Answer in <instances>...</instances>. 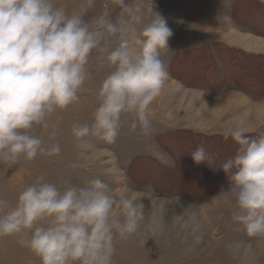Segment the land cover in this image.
Segmentation results:
<instances>
[{
    "label": "rangeland",
    "instance_id": "374dc122",
    "mask_svg": "<svg viewBox=\"0 0 264 264\" xmlns=\"http://www.w3.org/2000/svg\"><path fill=\"white\" fill-rule=\"evenodd\" d=\"M54 4L94 29L101 28L102 20L117 21L121 14L114 0ZM125 4L132 9L124 16L125 32L107 38L108 51L120 39L138 49L140 33L155 12L173 30L169 48L160 54L168 78L148 110L151 130L133 131L132 117L125 115L113 143L93 134L81 138L73 134L74 125L93 123L102 82L114 71L108 52L94 50L79 99L30 130L45 146L58 144L59 154H38L33 160L21 156L15 163L0 160L4 212L15 207L20 193L38 177L60 188L89 187L99 178L114 195L125 191L142 211L137 231L114 240L112 264H264V238L249 236L233 219L236 209L226 201L223 190L230 180L221 169L223 153L216 154L217 166L213 154L202 166L190 154L197 146L208 148V137L225 135L237 116L245 122L246 134H264V3L125 0ZM214 166L220 171L212 175ZM20 238L0 237V264H41Z\"/></svg>",
    "mask_w": 264,
    "mask_h": 264
},
{
    "label": "clouds",
    "instance_id": "9594fccd",
    "mask_svg": "<svg viewBox=\"0 0 264 264\" xmlns=\"http://www.w3.org/2000/svg\"><path fill=\"white\" fill-rule=\"evenodd\" d=\"M114 3L121 7L117 21L102 20L94 29L54 0H0V160L59 154L58 144L45 146L30 130L79 99L94 50L108 52L114 71L102 82L93 123L74 125L73 134L113 143L125 115L132 117L133 131L151 130L148 110L168 78L160 54L169 48L173 30L155 12L140 33L138 49L120 39L108 51L107 38L123 36L124 16L132 12L125 0ZM246 132L243 119L234 117L225 138L231 136L239 147L221 166L230 180L223 191L236 209L233 219L249 236L264 238V134ZM190 154L197 164L207 159L203 145ZM89 183L60 188L41 176L20 193L15 207L4 212L7 202L0 200V237L19 235L41 264H112L114 240L137 231L142 211L126 194L114 195L101 179Z\"/></svg>",
    "mask_w": 264,
    "mask_h": 264
},
{
    "label": "trees",
    "instance_id": "16d2710c",
    "mask_svg": "<svg viewBox=\"0 0 264 264\" xmlns=\"http://www.w3.org/2000/svg\"><path fill=\"white\" fill-rule=\"evenodd\" d=\"M248 54H250V53H248ZM257 56V57H259L260 56V54L259 55H257V54H255V53H253L252 54V56ZM243 84L244 83H247L246 81H245V79H243ZM199 135V134H198ZM247 135H249V136H251V137H257V136H259V134L258 133H249V134H247ZM200 136V135H199ZM208 139V141L206 142V144H207V146H208V148H206L205 146V149H206V152H207V155L208 156H210V155H214L213 156V158L212 159H215V157H216V154L218 153V152H222L223 153V155H224V157H223V163L226 161V160H228V159H230V158H233L235 155L233 154V151H235V152H237V149H238V147H239V145L231 138V136H229L227 139L225 138V135H215V136H210V137H208L207 138ZM218 142V143H217ZM209 157H207V162H208V159ZM206 163V162H205ZM213 163L215 164V166H217V162H216V159L213 161ZM202 164L203 163H201V166H202ZM221 164V163H220ZM215 166H214V168H213V172H211L212 173V175H214V174H217V173H219V171L218 170H216L215 169ZM203 168V167H202ZM222 173V172H221ZM210 193V192H209ZM209 193H207V194H209ZM212 193V192H211ZM207 194H205V195H207ZM204 196H202V198H203Z\"/></svg>",
    "mask_w": 264,
    "mask_h": 264
},
{
    "label": "bare ground",
    "instance_id": "6f19581e",
    "mask_svg": "<svg viewBox=\"0 0 264 264\" xmlns=\"http://www.w3.org/2000/svg\"><path fill=\"white\" fill-rule=\"evenodd\" d=\"M122 194H126V192H125V191H123V192H122Z\"/></svg>",
    "mask_w": 264,
    "mask_h": 264
}]
</instances>
